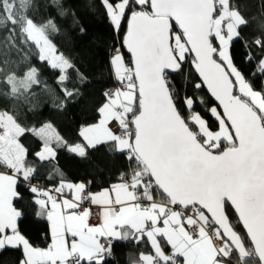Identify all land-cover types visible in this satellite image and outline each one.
<instances>
[{"label": "snow or ice", "instance_id": "6c2138e0", "mask_svg": "<svg viewBox=\"0 0 264 264\" xmlns=\"http://www.w3.org/2000/svg\"><path fill=\"white\" fill-rule=\"evenodd\" d=\"M87 6L111 44L92 114L69 138L32 117L84 99L89 75L60 38L69 18L86 28L65 0H0V254L109 264L125 244L126 264H264V0ZM65 153H100L111 176L73 180Z\"/></svg>", "mask_w": 264, "mask_h": 264}, {"label": "trees", "instance_id": "16d2710c", "mask_svg": "<svg viewBox=\"0 0 264 264\" xmlns=\"http://www.w3.org/2000/svg\"><path fill=\"white\" fill-rule=\"evenodd\" d=\"M65 5L76 11L80 23L86 28V33L81 36L69 18L64 22L66 29L65 34L60 38V42L66 50L71 51L77 57V63L89 75L91 82L85 88L84 99L74 107H70L64 112H57L45 107L39 115L32 117V119L51 120L63 134L71 138L76 126L91 116L92 106L99 98V93L106 79V76H101L103 49L106 45L111 44V38L107 21L95 9H89L87 0H65ZM41 68L44 75L51 80L53 73L43 66ZM24 143L33 151L38 146V141L31 136H26ZM100 156V153L94 154L92 163H88L65 153L61 155L60 164L71 179L94 176L96 182L100 184L111 176V172L105 166L106 161L100 159ZM23 226L34 243L44 245L42 240L44 225L41 222L29 218ZM134 251L135 249L129 245L118 244L115 249V259L110 260L109 264H126L127 253ZM19 254L16 250H9L0 254V264H13Z\"/></svg>", "mask_w": 264, "mask_h": 264}]
</instances>
